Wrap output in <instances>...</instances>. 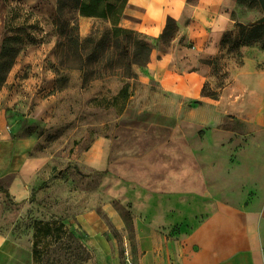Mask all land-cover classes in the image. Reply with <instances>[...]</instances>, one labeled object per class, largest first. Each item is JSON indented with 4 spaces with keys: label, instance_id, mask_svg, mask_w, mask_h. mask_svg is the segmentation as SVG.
Returning a JSON list of instances; mask_svg holds the SVG:
<instances>
[{
    "label": "crops",
    "instance_id": "obj_1",
    "mask_svg": "<svg viewBox=\"0 0 264 264\" xmlns=\"http://www.w3.org/2000/svg\"><path fill=\"white\" fill-rule=\"evenodd\" d=\"M233 4L127 1L120 29L161 40L174 21L185 38L184 44L172 40L168 52L153 50L150 63L140 69L143 81L160 84L169 110L176 112V131L168 142L137 160H117L114 141L103 137L82 158L86 169L102 173L111 184L103 185V192L131 208L138 240L134 264H264V71L248 73L241 88L262 91L253 114L234 118L222 112L218 99L204 95L201 71L183 68L189 62L198 66L208 49L221 45L227 28L237 23ZM103 9L105 20L106 0ZM79 25L84 36L90 33L91 24ZM240 51L247 62L264 65L260 45ZM19 108L0 104V264H36L33 220L26 213L40 163L30 158L24 138L13 134L12 119L17 127L25 119ZM111 216L119 228L125 226ZM76 221L88 234L90 225L95 231L90 247L116 254L98 212Z\"/></svg>",
    "mask_w": 264,
    "mask_h": 264
},
{
    "label": "rangeland",
    "instance_id": "obj_2",
    "mask_svg": "<svg viewBox=\"0 0 264 264\" xmlns=\"http://www.w3.org/2000/svg\"><path fill=\"white\" fill-rule=\"evenodd\" d=\"M65 1L0 0V60L13 58L10 70L0 66V104L21 105L25 119L18 127L12 119L13 134L24 138L30 158L40 163L39 184L26 213L33 220L35 262L134 264L138 240L131 208L103 192L101 187L111 184L102 173L86 169L82 158L103 137L114 141L117 160L144 156L174 135L176 112L169 110L157 81L141 79L142 68H135L132 79L112 77L87 83L81 72L65 71L68 81L60 90L56 85V19ZM233 3V19L240 25L248 28L263 17L258 0ZM68 8H77L72 15L80 24L86 21L93 28L104 23L103 0H67L66 15ZM240 33L232 25L221 39L227 44L208 49L210 54L198 66L189 62L183 67L201 71L206 78L203 93L218 99L222 112L234 118L253 114L262 91L241 88L248 83V73L264 71V65L247 62L233 47L241 40ZM144 36L158 53L168 52L174 39L181 44L185 40L178 31L161 40ZM186 58L191 60L192 54ZM88 212H98L107 222L105 236L115 247V255L98 253L88 245L89 238L96 239L91 225L89 234L76 226L77 218ZM114 214L124 222L123 228L116 225Z\"/></svg>",
    "mask_w": 264,
    "mask_h": 264
},
{
    "label": "trees",
    "instance_id": "obj_3",
    "mask_svg": "<svg viewBox=\"0 0 264 264\" xmlns=\"http://www.w3.org/2000/svg\"><path fill=\"white\" fill-rule=\"evenodd\" d=\"M127 1L106 0L107 16L104 23L101 26H94L85 38L80 36L78 19L72 15L77 8H68L67 18L64 11L67 0L62 5L60 3L56 19L58 33L56 85L60 90L68 81L65 71L81 72L86 83L112 77L132 79L136 77L135 68H143L150 63L154 47L144 34L119 28ZM236 27L241 29V40L233 46L235 49L241 50L245 46L260 44L264 50V24L255 23L247 28L236 23ZM176 32L175 22L170 21L161 39L172 37ZM225 44L227 41L223 40L221 46ZM12 60V57L3 56L0 66L10 70Z\"/></svg>",
    "mask_w": 264,
    "mask_h": 264
},
{
    "label": "water",
    "instance_id": "obj_4",
    "mask_svg": "<svg viewBox=\"0 0 264 264\" xmlns=\"http://www.w3.org/2000/svg\"><path fill=\"white\" fill-rule=\"evenodd\" d=\"M261 9L263 11V17L257 22V24H264V0H258Z\"/></svg>",
    "mask_w": 264,
    "mask_h": 264
}]
</instances>
